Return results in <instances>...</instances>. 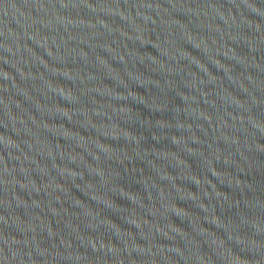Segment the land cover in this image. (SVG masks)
<instances>
[{
  "label": "water",
  "instance_id": "95a60500",
  "mask_svg": "<svg viewBox=\"0 0 264 264\" xmlns=\"http://www.w3.org/2000/svg\"><path fill=\"white\" fill-rule=\"evenodd\" d=\"M0 264H264V0H0Z\"/></svg>",
  "mask_w": 264,
  "mask_h": 264
}]
</instances>
